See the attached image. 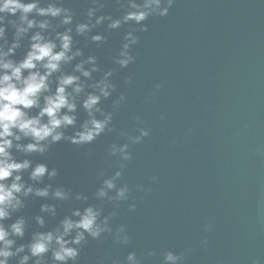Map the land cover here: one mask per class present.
<instances>
[{"label":"water","instance_id":"95a60500","mask_svg":"<svg viewBox=\"0 0 264 264\" xmlns=\"http://www.w3.org/2000/svg\"><path fill=\"white\" fill-rule=\"evenodd\" d=\"M102 2L97 15L124 14L117 0ZM63 4L75 12L76 22H86L91 0ZM145 23L148 31L136 33L135 62L127 68L114 64L113 57L128 29L139 26L109 30L105 22L94 30L107 36L102 45L75 36L85 57L95 55L102 70L115 69L117 89L101 106L112 111L121 93L127 101L114 115L117 132H106L90 145L61 142L44 156L31 157L57 168L59 175L51 183L63 185L73 198L26 201L14 214L29 218L19 243L86 206L76 194L87 195V204L102 207L105 215L111 213L113 204L95 199L103 179L99 171L111 176L120 168L121 161L109 158L107 150L112 143L126 142L119 131L137 135V128L145 127L151 134L131 146L132 159L118 182L129 186L130 199L120 203L110 222L114 230L126 225L131 243L116 244L107 233L101 240L89 239L79 264H126L133 251L142 264H162L163 252L188 247L192 252L184 264H264V0H175L167 17L152 16ZM12 34L10 29L9 39ZM27 44L25 39L17 58ZM102 74L94 75L99 79ZM129 76L132 83L126 84ZM157 83L162 85L159 90ZM85 118L81 109V121ZM137 185L148 190L139 191ZM133 200L135 212L129 211ZM43 203H56L58 209L56 217L46 216L47 229L34 221ZM208 223L212 229L205 232ZM205 237L206 247L201 243ZM149 251L156 255L148 256Z\"/></svg>","mask_w":264,"mask_h":264},{"label":"clouds","instance_id":"9594fccd","mask_svg":"<svg viewBox=\"0 0 264 264\" xmlns=\"http://www.w3.org/2000/svg\"><path fill=\"white\" fill-rule=\"evenodd\" d=\"M117 2L124 9L120 17L97 15L105 5L102 0H91L86 22H76L75 12L65 7L63 0H0V264H11L13 260L16 264H79L88 240H101L106 233L113 236L116 244L131 243L127 226L122 224L114 230L110 222L117 215L120 203L130 199L129 186L118 182L126 162L132 159L131 146L142 143L151 134L145 127H138L137 135L119 131L117 134L126 137V142L112 143L107 150L109 158L117 157L121 161L120 168L111 176L99 171L103 179L95 199L113 204L111 213L105 215L102 207L87 204V195L76 194L75 199L86 206L72 209L54 228L33 231L27 243L19 241L25 238L29 218L14 216L26 207L30 198L57 202L73 198V193L63 185L51 183L59 170L50 168L44 161L34 162L31 159L34 154L44 156L61 142L90 145L106 132H117L112 122L127 96L121 93L113 100L112 111L101 106L117 89L112 80L115 69L102 70L95 55L85 57L83 49L77 47L75 36L102 45L107 42V36L94 30L105 22L109 30L126 24L139 26L128 29L118 55L113 57L114 64L127 68L135 62L132 49L139 43L136 33L148 31L145 22L150 17H167L175 0ZM61 28L62 31L58 30ZM25 39L27 48L17 58ZM66 65H71L72 70L65 71ZM101 72L102 77L97 79L94 74ZM125 83L131 84L132 77H127ZM161 87L159 83L155 85L157 90ZM81 109L86 114L82 121ZM135 119L143 123L140 116ZM137 190L148 189L137 185ZM136 208L133 200L129 211L135 212ZM57 215L56 203H43L34 221L40 229H47L46 216ZM211 229V223L205 225V232ZM201 243L206 247L207 238ZM191 252V247L179 253L165 251L162 264H184ZM154 255L155 251L148 252V256ZM126 264H142V261L133 251L128 253Z\"/></svg>","mask_w":264,"mask_h":264}]
</instances>
